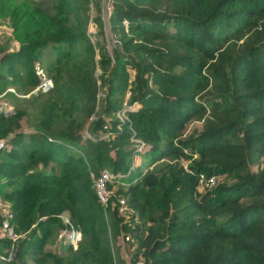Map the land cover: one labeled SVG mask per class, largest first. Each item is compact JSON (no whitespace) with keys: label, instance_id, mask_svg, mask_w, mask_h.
Segmentation results:
<instances>
[{"label":"trees","instance_id":"16d2710c","mask_svg":"<svg viewBox=\"0 0 264 264\" xmlns=\"http://www.w3.org/2000/svg\"><path fill=\"white\" fill-rule=\"evenodd\" d=\"M16 1L0 0L18 39H0V80L32 88L43 62L69 106L39 91L32 113L0 111V195L26 232L1 261L42 253L66 212L83 232L75 264H112L117 239L126 264H264V0H111L110 50L99 0L51 13ZM103 169L122 174L105 205L90 175ZM200 174L215 183L200 188Z\"/></svg>","mask_w":264,"mask_h":264},{"label":"rangeland","instance_id":"374dc122","mask_svg":"<svg viewBox=\"0 0 264 264\" xmlns=\"http://www.w3.org/2000/svg\"><path fill=\"white\" fill-rule=\"evenodd\" d=\"M17 1L19 2L20 0H17ZM17 1L16 3H18ZM33 1H37L41 3V5L43 6L42 8H47L45 13L47 12L51 13L54 11L53 4L55 3L56 0H33ZM106 2H108V0H99V13L105 23L104 29H105L106 46L108 50H110L111 46L113 45V43H115L116 40L113 36H110L109 34L108 21L103 12ZM88 14H89V19L87 23V32H90L93 34V35L91 34L92 35L91 39L93 40L94 32H95V28H94V25L91 19L93 15L95 14V4L93 2H90L89 4ZM10 21H11V17L8 16L6 9L3 8L2 10H0V39L3 40V39L8 38L10 40L9 46L15 47L18 44L17 43L18 39L16 38L17 35L14 32H13L14 36L11 34L12 27L10 26ZM47 50L48 49L46 48L42 52V55H41L42 61H46L47 59L52 57V54L48 55V53H51L50 50L49 51ZM40 63L36 62L34 63V66L38 73H44L43 74L44 78L41 79L42 81L44 79L50 80V88L46 90L47 92H49L48 94L49 97L51 99H55L52 101L56 104L58 103L59 106H69L63 103L64 97L60 93L61 86L54 85V79L52 75L50 74L47 75L45 72H43L42 66H41L43 62L41 64ZM41 80L40 82H42ZM40 82L36 84V86H33L31 88L28 86H23L21 82L18 85H14L12 83L10 84L7 81L5 82V81L0 80V111L3 110V114H5L6 110L12 111L13 108H16V106H18L20 108L26 107L28 109V112L32 113L30 105L27 102V99L33 98L35 95L38 94L39 91H42L41 88L38 86ZM25 121H26L25 116L21 117L20 119L15 120L14 122L17 123V125L13 123L11 130L13 129L15 130L20 127L22 128V126H24L25 124ZM200 129H201L200 120L189 121L186 125V133H189L193 130L199 131ZM137 159L139 158L137 157V155H135L134 160L136 161ZM1 189L3 192L5 190V186H2ZM7 200L8 199L6 197L0 195V208L4 203H7V204L9 203L8 202L9 200L8 201ZM106 213L108 215V211ZM61 215L68 218V215L66 212L61 213ZM61 220L62 221H61L60 227L54 229L52 232L47 234V238L42 247V253H39L37 249H34L33 250L34 253H32L29 257H27L23 264H75L74 258H76L77 259L76 261L79 262L78 261L79 258L75 256V253H76V249L82 242L83 232L81 233L80 239L70 244V242L68 241V236H67L68 234L67 232H69L70 227L69 225H66L64 223L62 218ZM68 221L71 223L72 227L76 229V227L73 226V223L69 220V218H68ZM65 226H67L68 229H66ZM25 236H26V232H22V235L20 236V238H23ZM67 245H70L71 248H67ZM109 246L111 250L112 264H126V262L128 261V258H127V254H126L127 252L124 249L122 240L121 239L110 240ZM4 247H5L4 245L1 246L0 244V254L3 253V250L5 249ZM1 260L2 259H0V264H8L6 263L7 261L3 262ZM93 263L94 262L88 261L85 264H93Z\"/></svg>","mask_w":264,"mask_h":264},{"label":"built area","instance_id":"2783aa9c","mask_svg":"<svg viewBox=\"0 0 264 264\" xmlns=\"http://www.w3.org/2000/svg\"><path fill=\"white\" fill-rule=\"evenodd\" d=\"M110 1L111 0H108V2L105 3V7H104V11H103L105 14V17L107 18V21H108L109 15H110ZM122 23H123L124 27H127V20L124 19L122 21ZM38 74L42 75V79L44 78L43 73H38ZM38 86L41 88L42 91H46L50 88V80L44 79L42 82H40V84ZM6 113H7V110L5 111V114ZM118 115L120 116V118L125 117L122 113L121 114L119 113ZM5 141H6V138L0 139V149H2L4 147ZM136 141L139 143L138 149H141L142 142L139 141L138 139H136ZM90 175H91L92 185H93V188L95 190V193H96L97 197L99 198L100 202L103 205H105L109 199L110 194H111V190L106 188V182L109 179L119 180L122 177V174H120V173L112 174L108 170L103 169L97 175H94L91 172H90ZM215 179H216V177L214 175L204 176L203 174H200L199 175L200 188L202 185H204V186L213 185L215 183ZM117 205H118L119 211L123 210V207H124V198L123 197L117 198ZM12 217H13V215H12V212H11L9 205L7 203H4L0 208V238H5L8 241L9 245L3 250V253L0 254V259L5 260V261H8L11 258L14 243L22 235V233H19L14 229V223L12 221ZM60 217L63 219L64 223L66 225H69V227H70L69 232H67L68 233L67 234L68 241L70 242V244H72L76 240L80 239V237H81L80 230L77 228L74 229L72 227L71 223L68 221L67 217H65L63 215H60Z\"/></svg>","mask_w":264,"mask_h":264},{"label":"crops","instance_id":"0c3cea01","mask_svg":"<svg viewBox=\"0 0 264 264\" xmlns=\"http://www.w3.org/2000/svg\"><path fill=\"white\" fill-rule=\"evenodd\" d=\"M135 156V155H134ZM134 156H133V160H134ZM137 157L139 158V156L137 155ZM140 161V159H137L136 161L134 160V163H138Z\"/></svg>","mask_w":264,"mask_h":264},{"label":"water","instance_id":"95a60500","mask_svg":"<svg viewBox=\"0 0 264 264\" xmlns=\"http://www.w3.org/2000/svg\"><path fill=\"white\" fill-rule=\"evenodd\" d=\"M12 113V111H7V113L6 114H11Z\"/></svg>","mask_w":264,"mask_h":264},{"label":"bare ground","instance_id":"6f19581e","mask_svg":"<svg viewBox=\"0 0 264 264\" xmlns=\"http://www.w3.org/2000/svg\"><path fill=\"white\" fill-rule=\"evenodd\" d=\"M4 108V107H3Z\"/></svg>","mask_w":264,"mask_h":264}]
</instances>
